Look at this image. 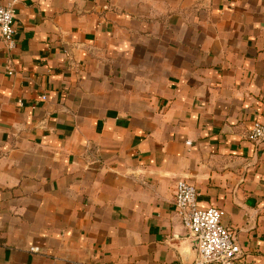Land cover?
I'll return each instance as SVG.
<instances>
[{
    "label": "crops",
    "instance_id": "1",
    "mask_svg": "<svg viewBox=\"0 0 264 264\" xmlns=\"http://www.w3.org/2000/svg\"><path fill=\"white\" fill-rule=\"evenodd\" d=\"M0 3V264H192L178 179L264 264V0Z\"/></svg>",
    "mask_w": 264,
    "mask_h": 264
},
{
    "label": "built area",
    "instance_id": "2",
    "mask_svg": "<svg viewBox=\"0 0 264 264\" xmlns=\"http://www.w3.org/2000/svg\"><path fill=\"white\" fill-rule=\"evenodd\" d=\"M14 9L12 3H0V41L8 51L15 48ZM13 70L8 68V73ZM45 99L46 96L42 95ZM250 136L264 140V122L254 121ZM174 209L182 226L198 241L192 264H233L242 250L236 234L222 222L224 211L215 206L200 207L195 187L185 179H178L174 189ZM32 251H38L33 247Z\"/></svg>",
    "mask_w": 264,
    "mask_h": 264
},
{
    "label": "water",
    "instance_id": "3",
    "mask_svg": "<svg viewBox=\"0 0 264 264\" xmlns=\"http://www.w3.org/2000/svg\"><path fill=\"white\" fill-rule=\"evenodd\" d=\"M192 241L194 243V249H195V257L197 254V248H198V241L195 238H192Z\"/></svg>",
    "mask_w": 264,
    "mask_h": 264
}]
</instances>
